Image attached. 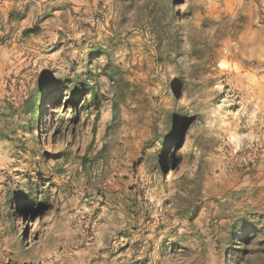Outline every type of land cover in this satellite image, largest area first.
I'll return each mask as SVG.
<instances>
[{"label": "rangeland", "instance_id": "rangeland-1", "mask_svg": "<svg viewBox=\"0 0 264 264\" xmlns=\"http://www.w3.org/2000/svg\"><path fill=\"white\" fill-rule=\"evenodd\" d=\"M28 5L0 33V264H264V0Z\"/></svg>", "mask_w": 264, "mask_h": 264}, {"label": "crops", "instance_id": "crops-1", "mask_svg": "<svg viewBox=\"0 0 264 264\" xmlns=\"http://www.w3.org/2000/svg\"><path fill=\"white\" fill-rule=\"evenodd\" d=\"M28 8H30L28 0H0V19L2 18L3 20V25L0 23V33L2 29L5 33L16 30L19 28L17 23H20L22 33L28 30L31 21L27 12ZM17 13L19 14L20 20L14 17ZM10 15H12L11 18H9Z\"/></svg>", "mask_w": 264, "mask_h": 264}, {"label": "trees", "instance_id": "trees-1", "mask_svg": "<svg viewBox=\"0 0 264 264\" xmlns=\"http://www.w3.org/2000/svg\"><path fill=\"white\" fill-rule=\"evenodd\" d=\"M35 31H36L35 28H34V29H28V30H25V31L23 32V34L26 35V36H28V35L32 34L33 32H35ZM38 95H40L39 92L37 93L36 96L38 97ZM37 97H35L34 100H36ZM42 100H45L44 97L42 98ZM94 100H95V94H94Z\"/></svg>", "mask_w": 264, "mask_h": 264}, {"label": "bare ground", "instance_id": "bare-ground-1", "mask_svg": "<svg viewBox=\"0 0 264 264\" xmlns=\"http://www.w3.org/2000/svg\"><path fill=\"white\" fill-rule=\"evenodd\" d=\"M261 50H263V51H264V49H261ZM263 57H264V54H263Z\"/></svg>", "mask_w": 264, "mask_h": 264}]
</instances>
